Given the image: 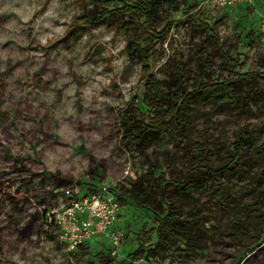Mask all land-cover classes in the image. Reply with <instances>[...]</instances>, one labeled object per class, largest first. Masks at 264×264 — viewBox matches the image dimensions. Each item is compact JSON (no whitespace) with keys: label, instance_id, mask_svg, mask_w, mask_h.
<instances>
[{"label":"rangeland","instance_id":"obj_1","mask_svg":"<svg viewBox=\"0 0 264 264\" xmlns=\"http://www.w3.org/2000/svg\"><path fill=\"white\" fill-rule=\"evenodd\" d=\"M164 1L148 30L130 0H0V264H264L260 247L219 241L235 219L264 228V216L251 210L264 152L254 153L246 137L241 151L231 146L241 130L259 131L264 142V40L257 30L264 0L230 8ZM134 43L149 48L146 58ZM151 78L165 94L175 85L193 93L199 79H229L256 96L220 111L192 101L183 136L127 142L123 121L147 125L165 117L167 106L147 92ZM239 157L229 182L233 198L210 213L203 249L189 253L175 238L173 249L158 253L155 217L166 215L168 202L159 201L157 187L172 188L189 173L197 183L206 166L220 169ZM147 182L156 186L150 204L131 201L127 192ZM101 185L119 203L114 228L125 236L118 257L98 238L70 252L47 227V214L64 203L63 188ZM205 205L204 195L194 194L182 210L207 217ZM257 208L264 213V197ZM224 244L230 255L221 253Z\"/></svg>","mask_w":264,"mask_h":264},{"label":"trees","instance_id":"obj_2","mask_svg":"<svg viewBox=\"0 0 264 264\" xmlns=\"http://www.w3.org/2000/svg\"><path fill=\"white\" fill-rule=\"evenodd\" d=\"M134 2L133 5L128 8L132 10L137 16L145 19V25L148 30H153L157 20L158 12L162 8L166 1L164 0H130ZM105 14L103 12L100 15L99 24L105 22ZM158 22V20L156 21ZM128 28H132L133 24H128ZM155 33V31H152ZM131 31L126 32V36L130 37ZM134 48L138 50L139 55L142 58L148 56L149 48H140L134 43ZM249 78L252 79V75ZM177 83L182 81L177 78ZM149 81V88L147 92L155 97L157 102L167 106V111L164 113L165 117H162L160 121L151 122L147 125H138L137 121L133 123L123 121V126L127 127L124 134V139L127 142L143 143L149 141L156 134H163L166 132H175L177 137L183 136L182 131L185 130L187 124L184 121V116L188 105L197 100L202 105H214L216 111L222 110L224 106H235L242 100H250L256 96L252 90L243 85L239 89L235 87V81L225 80L221 83L213 82L203 84L201 79L196 80L197 89L193 93L185 94L180 88L175 85L176 89L168 94H165L160 90L161 83L153 80ZM234 107V108H235ZM137 110L136 107L133 109ZM132 116V114H130ZM156 116H158L156 114ZM161 118V117H160ZM166 119L165 121L163 119ZM133 120V118H130ZM163 120V121H162ZM241 135L236 138V141L231 144L235 148L236 152L241 151L244 144V137L249 138L252 143V150L254 153L264 152V142L260 143L259 131L252 132L251 134L245 133L241 130ZM248 134V135H247ZM238 154L237 156H239ZM202 159V155L199 154V159ZM241 158H236L235 162L232 160L226 162L225 166L220 169H211L206 166L204 175L197 183L192 182L188 174L183 182H173V187L168 188L166 186H159L157 196L160 202H168L167 213L163 218L155 217L158 222L157 227V246L155 250L160 253L162 251H170L175 247V238H183L185 241L186 251L189 253L193 249L202 250L206 245L207 237L209 236V229L206 228L207 220H209L210 213L214 212V208L219 210H225L227 204L226 201L233 198V193L230 189L229 182L231 181V175L238 169ZM252 182H255V187H251L255 190L257 198L260 200L264 197V165L260 173L253 177ZM156 182V181H155ZM154 182V183H155ZM144 186L136 187L135 185L127 192L128 198L136 204H150V191L156 187L151 182L145 183ZM202 189V191H199ZM247 189L249 187L247 186ZM90 190L89 188L86 189ZM85 190V191H86ZM198 192V193H197ZM194 194L204 195V205L207 207V217H202L201 213L196 211L184 213L182 208L187 207L186 204L193 200ZM255 203L251 210L256 217L264 216V213H260ZM181 218L185 220L180 221ZM187 220V221H186ZM211 221V220H210ZM180 225H177V223ZM226 239V242L234 247H247L255 246L260 247L259 250H264V228H254L250 224L243 223L240 219H235L232 222V229L226 230L222 233L220 240ZM247 239L248 245H245L242 241ZM222 254L230 253L226 250V244L222 245Z\"/></svg>","mask_w":264,"mask_h":264},{"label":"built area","instance_id":"obj_3","mask_svg":"<svg viewBox=\"0 0 264 264\" xmlns=\"http://www.w3.org/2000/svg\"><path fill=\"white\" fill-rule=\"evenodd\" d=\"M255 0H206L218 8L237 5H253ZM257 30L264 40V14L259 15ZM87 189V188H86ZM79 187L62 189L64 203L55 212L47 214L48 226L57 229L58 237L68 251H76L82 246L93 245L95 238L101 239V246L108 244V253L118 257L119 247L125 233L114 228L119 203L116 194L108 186H98L86 190ZM86 190V191H85Z\"/></svg>","mask_w":264,"mask_h":264}]
</instances>
